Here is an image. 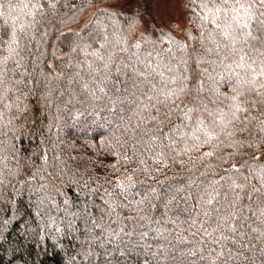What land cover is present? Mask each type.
Returning a JSON list of instances; mask_svg holds the SVG:
<instances>
[{"label": "snow or ice", "instance_id": "snow-or-ice-1", "mask_svg": "<svg viewBox=\"0 0 264 264\" xmlns=\"http://www.w3.org/2000/svg\"><path fill=\"white\" fill-rule=\"evenodd\" d=\"M85 115L113 159L81 180L60 132ZM13 222L24 264H264V0H0Z\"/></svg>", "mask_w": 264, "mask_h": 264}, {"label": "trees", "instance_id": "trees-1", "mask_svg": "<svg viewBox=\"0 0 264 264\" xmlns=\"http://www.w3.org/2000/svg\"><path fill=\"white\" fill-rule=\"evenodd\" d=\"M73 3H78L79 0H72ZM36 102V98H30V105H34ZM31 116V112L28 114ZM95 119L93 116L85 115L80 118L79 122L73 123L71 127H64L60 132V139L65 141L63 147L66 149L68 155L76 156L78 158V166L83 169L85 166L89 169L88 172L84 173L82 176H78L77 178L84 180L87 179L89 175H92L93 172H96L99 175H103L106 169H102L98 167L101 161L104 163H109L112 161V157L107 156L106 154L99 155L98 158H94L92 161H89L88 157H95L93 151L89 148H86L85 142L90 141L96 143L99 146V135L97 133H103L104 129L98 127V125H93L92 120ZM43 123L47 124V116L45 114ZM31 124V121H30ZM55 128L53 129V132ZM45 137L52 135L46 129L44 132ZM95 137V139H93ZM27 147L34 148L36 145L40 144V138H29L25 141ZM74 145L73 147H70ZM42 147V146H41ZM83 157V159H80ZM176 171L175 168L170 169L167 173L168 175H172ZM65 180H71V176H65ZM185 179H192L194 182L202 179L198 173L193 171L191 175L185 174ZM171 182V181H170ZM69 195H73L74 193L69 189ZM20 222H13L12 228L6 233V240H0V245H3L0 248V264H9V261H12L13 264H24L26 260L29 259V251L34 250L35 246L32 243L25 244L23 241V237L19 232ZM19 242L21 244V251H19L15 256L10 255L8 249L9 246H15ZM34 259V257H33ZM41 259L45 262V264H58L59 257H48L41 254Z\"/></svg>", "mask_w": 264, "mask_h": 264}, {"label": "rangeland", "instance_id": "rangeland-1", "mask_svg": "<svg viewBox=\"0 0 264 264\" xmlns=\"http://www.w3.org/2000/svg\"><path fill=\"white\" fill-rule=\"evenodd\" d=\"M106 3L117 4L118 6L123 3V0H105ZM151 11V5L148 6Z\"/></svg>", "mask_w": 264, "mask_h": 264}]
</instances>
